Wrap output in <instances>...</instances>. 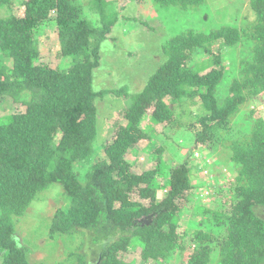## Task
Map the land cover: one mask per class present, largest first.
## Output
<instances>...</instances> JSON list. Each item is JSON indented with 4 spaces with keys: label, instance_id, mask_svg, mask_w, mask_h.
Masks as SVG:
<instances>
[{
    "label": "trees",
    "instance_id": "obj_1",
    "mask_svg": "<svg viewBox=\"0 0 264 264\" xmlns=\"http://www.w3.org/2000/svg\"><path fill=\"white\" fill-rule=\"evenodd\" d=\"M19 1L0 0V8L8 12L0 15V105L8 104L0 114L1 264H30L14 237L17 219L54 183L61 184L68 204L54 210L49 235L91 233L94 244L102 245L93 263L89 249L76 264H128L118 255L131 245H140L145 261H167L174 251L187 248V240L194 244L193 251L187 262L176 264H264V120L259 116L237 129L230 122L245 103L264 96V0H249L252 22L207 32L189 25L174 34L162 44L158 67L134 91L126 83L98 91L93 86L101 43L132 0H87L86 5L98 12L97 26L84 16L79 0ZM152 1L184 10L203 2ZM18 7L23 8L21 14L14 12ZM52 22L60 40L57 50L44 48L39 37L51 31ZM218 44L247 50L240 76L230 82L222 54L214 50ZM200 53L213 56L205 64H193ZM222 82L226 92L218 94ZM110 92L129 100L123 110L125 123L117 124L113 140L104 147L105 156L94 160L96 99ZM189 99L198 103L197 113L186 122L195 133L196 146H209L208 141L216 139L231 161V171L228 164L223 168L231 174L229 184L217 189L230 209H207L203 217L188 219L191 231L180 234L182 205L195 184L192 171L208 160L187 158L177 167L174 161L168 166L160 160L163 147L151 146L152 167L137 172L128 157L137 152L141 140L151 138L156 124L183 116ZM173 105L181 107L179 114ZM149 146L148 142L143 149ZM79 162L87 164L83 172L75 168ZM136 191L147 203L133 199Z\"/></svg>",
    "mask_w": 264,
    "mask_h": 264
},
{
    "label": "rangeland",
    "instance_id": "obj_2",
    "mask_svg": "<svg viewBox=\"0 0 264 264\" xmlns=\"http://www.w3.org/2000/svg\"><path fill=\"white\" fill-rule=\"evenodd\" d=\"M79 1L84 4V16L93 25H99L98 12H94L88 4L86 5L87 0ZM119 3L122 4L123 1L118 0ZM116 5L117 3L114 2L113 6L115 8ZM22 9V7L15 8L14 12L17 11L21 14ZM117 9L119 8L117 7ZM123 9L121 10L120 20L114 26L111 35L100 46L101 60L100 65L95 68L93 82V86L97 91L117 89L125 83L130 86L132 91L142 88L149 75L155 71L161 62L163 56L161 54L162 44L189 25H191L189 28L196 31L207 32L226 24L244 25L255 19V14L249 6V0H203L198 7H191L186 10L176 6H161L152 0L141 2L132 0L130 3L127 2ZM6 12L5 8H0L2 17L8 13ZM54 24L52 22L50 32H47L46 35L40 32L39 37L44 48L49 47L57 50L60 47V40ZM219 46L218 44L214 50L222 54L221 59L225 67H228L226 77L230 82L233 77L240 76L242 68L240 61L246 56L247 50L242 45L237 49L230 50L223 47L219 48ZM157 55H160V59ZM210 55L213 56L205 53L198 54L192 59L193 64L196 61L198 63L195 65L205 64L207 59L211 58ZM223 92H226L224 82L220 84L218 94H223ZM166 99L171 102L169 96ZM128 103L129 100L125 99L124 96H116L111 92L96 99L98 116L97 139L94 141L96 154L94 160L105 156V153H103L104 147L113 140L117 124L125 123L123 110ZM196 104L198 103L194 100H186L184 103L186 112L183 116L174 115V119L170 123L156 124L152 129L153 131L149 133L151 138L141 140L136 147L137 152L134 155H128L133 165L135 164L133 169L137 172L152 167L153 161L148 158L151 146L156 148L161 145L163 147L165 153L160 160L167 165L172 164L174 161V165L177 167L184 163L187 158L195 162L202 159L208 160V163L206 161L207 165L201 162L202 169H193L192 171V182L195 184L194 188L189 191L188 201L185 203H183L184 200L179 201L180 204L183 203L182 218L180 219L182 225L178 228L180 234L184 231H191L188 226V219H195L198 216L203 217L205 210L214 207L225 208V206L230 209L229 204L225 201L226 197H219L217 189L228 186L231 174H228L223 168L224 165L228 164L226 167L229 169L231 161L225 158V155L221 152L223 145H220L216 139L215 142L208 141L209 146L203 144L196 146L195 133L186 124L187 120L193 119L195 113H197ZM7 105V102L1 103L0 114L4 112V107H8ZM19 105L23 107V105ZM152 109L148 110L149 114ZM173 109L175 113L179 114L177 110H180L181 107L173 105ZM251 110H254L253 114H251ZM250 114L252 117L249 116ZM259 116L264 120V96L245 103L243 110L231 117L230 122L231 124L233 122L237 124L236 129L238 125L243 128L246 124L250 126L253 120L258 119ZM147 122L148 119L146 118L142 125H146ZM147 127L151 128V125L148 124ZM233 131H235V127ZM148 142L150 146L143 149ZM214 148L218 149L215 150ZM152 150L154 149L152 148ZM208 165L214 168H209ZM86 167L85 162L75 164L76 170L80 172L86 170ZM166 168V165H162V169ZM215 168H222V170L217 171ZM164 190H162V193ZM67 198L61 184L54 183L42 191L38 197L32 199L25 212L17 219L14 237L18 246L23 248L30 264H76L77 258L84 255L89 249L92 256L88 259L91 263L98 257L102 245L94 244L91 233L79 232L73 235L55 233L53 236L49 235L51 216L56 208L67 206ZM133 199L147 203L146 199H140L137 191L133 194ZM261 211L263 212V208ZM83 240L86 241L85 246L81 245ZM189 243V240H187L184 243L187 248L180 249L178 252L174 251L172 258L167 261H145L141 257L140 245L129 246L127 251L120 252L118 258L128 264H176L180 261L187 262L194 246V244L190 245ZM1 262L2 254L0 252V264Z\"/></svg>",
    "mask_w": 264,
    "mask_h": 264
}]
</instances>
